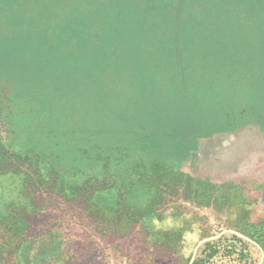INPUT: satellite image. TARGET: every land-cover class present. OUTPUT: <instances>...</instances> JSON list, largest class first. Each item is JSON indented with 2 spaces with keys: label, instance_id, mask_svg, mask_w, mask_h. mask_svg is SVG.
<instances>
[{
  "label": "rangeland",
  "instance_id": "374dc122",
  "mask_svg": "<svg viewBox=\"0 0 264 264\" xmlns=\"http://www.w3.org/2000/svg\"><path fill=\"white\" fill-rule=\"evenodd\" d=\"M85 1L0 0V264H264V0Z\"/></svg>",
  "mask_w": 264,
  "mask_h": 264
},
{
  "label": "trees",
  "instance_id": "16d2710c",
  "mask_svg": "<svg viewBox=\"0 0 264 264\" xmlns=\"http://www.w3.org/2000/svg\"><path fill=\"white\" fill-rule=\"evenodd\" d=\"M86 2L87 1L84 0V4L85 5L90 3V1H88L87 3ZM59 11L63 12V10H61V9H59ZM57 12H58V10H57ZM57 12H55V13L51 12L50 15L52 14V16H53ZM23 158L24 157H21V156L17 157V159H19L21 162H24ZM93 193H94V190H92L90 192H87L86 196L88 198H90ZM90 206H92V208L94 209L95 204H91ZM93 213H94V210H90V212L87 215H85V216L86 217L93 216ZM96 213H98V211H96ZM103 214H105V216H102L99 219H96L97 222L95 223V224H97V227L101 226V229H100L101 233H99V234L101 236L100 238H102V239H103V237L105 238L107 236V233L104 232L105 229L102 228V226L104 225L106 229H108L109 227H112V218H111L112 214L110 213V211L107 212V213H103ZM106 217H109V218L103 219V218H106ZM102 220H104L103 222H105V223H103ZM231 236H232V239L236 240L237 242L246 243L245 240H243V239H241V238H239L237 236H234V235H231ZM51 239H52V241H56V240L59 241L58 246L56 247V250H57L58 253L56 252V254H61L63 258H66V260L69 263H71V261H73L75 259L74 258L75 251H72V243H70V240L68 239V241H66V236L65 237L64 236L60 237L59 234L57 235V237H52ZM209 242H211V241H209ZM209 242H207L203 247L205 249H208V251H209L208 255L210 254L209 256L212 257L214 255V251L213 250L216 251V245L219 243V241H216V242H213V243H209ZM203 251H205V250H203ZM193 264H198V260H194Z\"/></svg>",
  "mask_w": 264,
  "mask_h": 264
},
{
  "label": "water",
  "instance_id": "95a60500",
  "mask_svg": "<svg viewBox=\"0 0 264 264\" xmlns=\"http://www.w3.org/2000/svg\"><path fill=\"white\" fill-rule=\"evenodd\" d=\"M226 233H230V234L236 235V236H238V237H240V238H242V239H244V240H246V241H249V242L253 243L250 239L244 237L243 235L239 234L238 232H234V231H231V230L223 231V232H221V233L218 234V235H215V236H212V237H208V238L202 239V240L198 243L197 247L195 248V251H194V253H193V256H192V258H191L189 264H192V262H193V260H194V255H195L196 249H197L201 244L206 243V242H209V241H212V240H215V239H218L221 235L226 234ZM261 261H262V259L260 260V262H261ZM259 264H260V263H259Z\"/></svg>",
  "mask_w": 264,
  "mask_h": 264
},
{
  "label": "crops",
  "instance_id": "0c3cea01",
  "mask_svg": "<svg viewBox=\"0 0 264 264\" xmlns=\"http://www.w3.org/2000/svg\"><path fill=\"white\" fill-rule=\"evenodd\" d=\"M252 57H254V56H249V58H252ZM255 58V57H254Z\"/></svg>",
  "mask_w": 264,
  "mask_h": 264
}]
</instances>
